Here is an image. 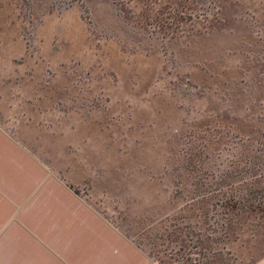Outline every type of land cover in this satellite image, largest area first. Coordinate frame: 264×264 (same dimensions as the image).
Segmentation results:
<instances>
[{
  "label": "rangeland",
  "instance_id": "1",
  "mask_svg": "<svg viewBox=\"0 0 264 264\" xmlns=\"http://www.w3.org/2000/svg\"><path fill=\"white\" fill-rule=\"evenodd\" d=\"M0 120L158 264H264V0H0Z\"/></svg>",
  "mask_w": 264,
  "mask_h": 264
},
{
  "label": "crops",
  "instance_id": "2",
  "mask_svg": "<svg viewBox=\"0 0 264 264\" xmlns=\"http://www.w3.org/2000/svg\"><path fill=\"white\" fill-rule=\"evenodd\" d=\"M0 264L158 263L0 120Z\"/></svg>",
  "mask_w": 264,
  "mask_h": 264
}]
</instances>
